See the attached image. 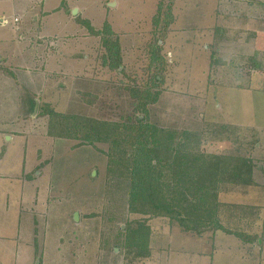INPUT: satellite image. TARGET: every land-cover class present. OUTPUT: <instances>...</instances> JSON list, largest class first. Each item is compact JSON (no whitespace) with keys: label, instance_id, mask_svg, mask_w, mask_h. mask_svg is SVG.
<instances>
[{"label":"rangeland","instance_id":"374dc122","mask_svg":"<svg viewBox=\"0 0 264 264\" xmlns=\"http://www.w3.org/2000/svg\"><path fill=\"white\" fill-rule=\"evenodd\" d=\"M59 1L69 5L53 10ZM179 1L0 0V237L23 244L18 262L13 257L6 264H32L27 256L35 241L57 238L76 255L62 264H90L101 248L107 256L101 264H264V93L244 89L254 80L239 78L222 63L226 56L202 45L195 32L203 29V15ZM79 19L95 29L110 24L127 75L101 64L100 36ZM155 41L157 57L150 47ZM134 87L160 94L141 112ZM32 96L36 111V103L33 109L27 103ZM41 102L99 120L139 118L150 127L199 132L205 152L255 161L257 184L223 193L224 201L237 204L225 205L221 220L233 231L257 234L256 240L223 231L186 232L177 221L158 217L148 219L151 255L135 258L123 245L122 230L142 216L129 213L123 190L108 177V144L47 135L49 117L39 115ZM25 172L32 175L29 182Z\"/></svg>","mask_w":264,"mask_h":264},{"label":"trees","instance_id":"16d2710c","mask_svg":"<svg viewBox=\"0 0 264 264\" xmlns=\"http://www.w3.org/2000/svg\"><path fill=\"white\" fill-rule=\"evenodd\" d=\"M160 6L161 1L158 9ZM63 7L67 8V5ZM161 12L159 9L158 14ZM159 20L157 15V23ZM78 23L86 26L91 34L100 36L103 49L98 58L101 64L110 71L125 75L124 68H121L123 48L110 24L95 29L89 20L79 19ZM150 47L152 51L156 50L157 57L159 41L150 43ZM248 59L256 65L255 55ZM160 75L161 71L154 78L159 80ZM159 94V91L141 93L135 91V87L132 89L133 97L136 96L139 102L136 109L141 112L156 102ZM27 103L33 109L35 98L29 97ZM39 111V115L49 117V136L79 140L88 145L108 144V177L117 189L123 190L129 213L142 216L128 220L122 230L123 245L134 253L135 258L151 255L148 219L158 217L177 221L186 232L223 231L245 242L256 240L257 234L233 231L221 220L224 206L237 204L224 201L222 194L231 193L235 186L257 184L254 170L259 166L247 156L205 152L200 148L203 134L150 127L139 118L135 123L99 120L70 111H57L47 102H41ZM119 206L125 207L122 203ZM112 209L108 206V211Z\"/></svg>","mask_w":264,"mask_h":264},{"label":"crops","instance_id":"0c3cea01","mask_svg":"<svg viewBox=\"0 0 264 264\" xmlns=\"http://www.w3.org/2000/svg\"><path fill=\"white\" fill-rule=\"evenodd\" d=\"M179 2L182 3L185 9L192 7L191 9H197L198 14L203 15L198 20L203 29L196 28L197 32H195L197 34L195 36L202 39V45H205L206 48L215 49L213 54L226 56L222 63L225 67L228 66L229 69L236 72L235 74L239 78L254 80L252 85L249 83V87L243 86L244 89L250 92L258 91L264 93V0H184ZM17 4L19 3L15 2L14 5ZM22 6L25 8H20H24L28 13L33 11L28 6ZM52 8L53 10L63 9V1L57 2ZM43 13V17H48L49 11ZM32 15L34 16L35 14ZM19 17L18 15L15 16L14 21L20 22ZM35 19L38 20V16H35ZM1 21L4 23L6 20L2 19ZM213 54L212 62H216L217 57H213ZM253 55L256 58V65L248 59ZM236 85L240 86L238 82L234 86ZM43 167L44 165L41 166V169L44 170ZM41 173L40 171L37 175L41 176ZM31 176L25 172L24 180L27 182ZM68 225L70 226V222H68ZM15 243L16 241L14 240L0 237V264H6L13 257L18 262L20 254L18 249L23 244ZM63 243L64 241L60 238H57L54 243L46 239L41 240L39 244L35 241L36 249L31 247L34 253L32 254L29 249L31 255L27 256V258L32 264L36 260L38 261L37 264H62L63 258L70 259L73 257L76 259V255L74 256V251H72L70 246L67 249L62 248ZM40 249L42 250L41 252H39ZM41 253L45 254L46 260L43 256L41 257ZM9 255L10 258L8 257ZM92 259L90 264H94V262L101 264L102 261L107 259V256L101 248L100 250H95Z\"/></svg>","mask_w":264,"mask_h":264},{"label":"water","instance_id":"95a60500","mask_svg":"<svg viewBox=\"0 0 264 264\" xmlns=\"http://www.w3.org/2000/svg\"><path fill=\"white\" fill-rule=\"evenodd\" d=\"M37 107H38V102L36 103V106H35V111H36Z\"/></svg>","mask_w":264,"mask_h":264},{"label":"built area","instance_id":"2783aa9c","mask_svg":"<svg viewBox=\"0 0 264 264\" xmlns=\"http://www.w3.org/2000/svg\"><path fill=\"white\" fill-rule=\"evenodd\" d=\"M17 20V19H16Z\"/></svg>","mask_w":264,"mask_h":264}]
</instances>
